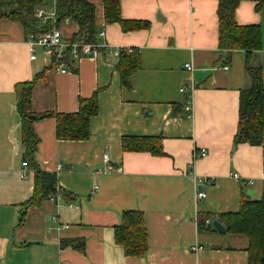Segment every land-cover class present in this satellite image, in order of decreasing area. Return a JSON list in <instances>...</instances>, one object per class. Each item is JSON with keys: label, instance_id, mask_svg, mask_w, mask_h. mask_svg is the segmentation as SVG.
Returning a JSON list of instances; mask_svg holds the SVG:
<instances>
[{"label": "crops", "instance_id": "1", "mask_svg": "<svg viewBox=\"0 0 264 264\" xmlns=\"http://www.w3.org/2000/svg\"><path fill=\"white\" fill-rule=\"evenodd\" d=\"M90 1L97 39L105 32L108 46L99 58L73 59L64 71L66 49L35 45L33 52V33L18 19H0V264H256L248 261L246 235L198 226L200 218L238 212L245 195L264 193V140L254 145L236 139L246 54L219 46V0H121L123 23L106 21L104 0ZM256 5L242 0L236 20L261 25L256 62L264 85V6ZM38 8L52 13L57 3L43 0L35 16ZM39 20V29L52 25ZM60 27L66 41L79 29L71 18ZM125 47L141 55L129 87L113 54ZM37 77V116L77 112L80 97L96 90L99 113L91 118L88 140L58 139L55 118L35 120L38 164L56 172L60 187L74 197L56 195L26 208L35 170L23 165L15 87ZM124 136L162 137L164 154L125 151ZM202 148L206 155L196 156ZM199 190L207 195L197 201ZM127 210L145 214V256H128L116 241L115 226Z\"/></svg>", "mask_w": 264, "mask_h": 264}, {"label": "trees", "instance_id": "2", "mask_svg": "<svg viewBox=\"0 0 264 264\" xmlns=\"http://www.w3.org/2000/svg\"><path fill=\"white\" fill-rule=\"evenodd\" d=\"M43 0H0V19L14 18L20 20L28 33L38 37L49 24H44V30L39 29V18L35 16V8ZM242 0H219V46L223 50L241 49L246 54L247 85L240 93L239 125L236 133L237 142L260 145L264 140V85L263 67L256 59L262 49L261 25H240L236 20V10ZM256 2L257 10L264 6V0ZM105 19L107 22H122L121 0H104ZM57 13L59 21L70 17L79 25L78 31L71 41L78 45H101L98 41L95 21V6L90 0H58ZM107 46H99L104 51ZM63 64L70 67L73 59L71 49ZM117 69L121 82L131 86L130 76L141 68L140 50L134 48L132 52L121 50L118 55ZM59 63L60 61H57ZM55 63L52 62V67ZM38 77L32 81L16 84L17 109L21 117L22 146L27 167L35 170V190L33 196L26 203L29 206L39 205L45 198L61 195L70 200L74 196L59 185L56 172L44 170L37 162V152L40 137L35 131L34 122L38 118L52 117L56 120V136L61 140H88L91 137V118L99 113V90L90 98L80 97L79 110L74 113L48 112L37 115L32 111L33 91ZM122 147L125 151H150L162 155V137L124 136ZM24 219V213L20 221ZM200 218L199 229L203 231H217L206 220ZM228 233H241L247 236L249 245L246 249L250 263L264 264V193L258 199L244 196L238 212L222 213L218 216ZM212 221V218L210 219ZM115 237L122 244L128 256H145L149 249L148 231L145 214L141 210H127L121 215L120 224L115 226ZM76 243V242H75ZM84 242L81 246L83 248Z\"/></svg>", "mask_w": 264, "mask_h": 264}, {"label": "built area", "instance_id": "3", "mask_svg": "<svg viewBox=\"0 0 264 264\" xmlns=\"http://www.w3.org/2000/svg\"><path fill=\"white\" fill-rule=\"evenodd\" d=\"M54 3H57L58 0H53ZM36 17L39 19H43L45 22L50 21L52 23L51 27H48L43 33H41L40 35L35 36V35H31L29 38V44L31 45V49L34 52V47L35 45H40L44 48H55L56 50H68L71 49L72 51V56L74 58H81V57H85V56H90V57H94V58H99L101 56L102 51L99 49V46H108L107 41L105 40L104 43H102L101 45H94V44H84V45H78L77 43H73L71 40H63L62 38V30L60 27L61 23H68L70 22V18L66 17L64 18L62 21H59V16L57 13V10L52 12V13H47L45 12L43 9L38 8L36 10ZM105 32H102L101 35L103 37H105ZM105 39V38H104ZM133 47H125V48H117L114 49L113 54L118 56L121 52V50H128L129 52L133 51ZM36 55L33 53L32 54V59H35ZM64 65V64H62ZM185 66L188 69H193V66L191 65V63H187L185 64ZM227 68V67H226ZM66 70V68H63V71ZM187 110L191 109V106L188 104L186 106ZM207 150L205 148H202L201 150H197L196 151V156H204L206 155ZM104 160L105 161H109V154L105 153L104 154ZM24 167H27V162L26 160H24L23 162ZM59 167H61V165H59ZM117 171L121 172L122 168H118ZM234 177L238 178L239 176L237 174H233ZM206 182H209V179H205ZM247 183L252 184L253 180L252 179H248ZM97 188V187H96ZM206 192H204L203 190H199L197 191L196 194V200H202L204 197H206ZM71 206H73V204H71ZM206 224L207 225H212V221L210 219L206 220ZM68 225H61V227H67ZM193 250L198 249L200 247H198L197 245L192 247Z\"/></svg>", "mask_w": 264, "mask_h": 264}, {"label": "water", "instance_id": "4", "mask_svg": "<svg viewBox=\"0 0 264 264\" xmlns=\"http://www.w3.org/2000/svg\"><path fill=\"white\" fill-rule=\"evenodd\" d=\"M34 118H37V115H33ZM24 160H25V155H24ZM213 226L220 232H225L226 228L224 227V225L222 224V222L219 219H214L212 221Z\"/></svg>", "mask_w": 264, "mask_h": 264}]
</instances>
